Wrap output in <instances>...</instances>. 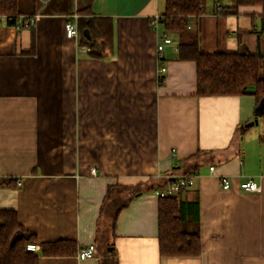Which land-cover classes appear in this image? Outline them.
<instances>
[{
  "label": "crops",
  "instance_id": "crops-1",
  "mask_svg": "<svg viewBox=\"0 0 264 264\" xmlns=\"http://www.w3.org/2000/svg\"><path fill=\"white\" fill-rule=\"evenodd\" d=\"M26 1L19 11L37 15L32 27L0 24V180H21L0 186V209L14 210L38 246L72 240L77 250L95 248L87 260L39 249L38 264H264V116L255 123L249 96L198 97L195 63L177 60L168 33L159 84L156 45L165 31L151 20L165 0L162 11L161 0ZM212 2L189 22L199 49L264 55V10L241 6L224 17L216 10L222 1ZM74 12L77 35L67 38L64 22ZM97 33L92 56L86 49ZM194 164V184L177 199L189 231L199 232L200 254L160 257L158 197L145 187ZM247 179L260 192L239 190ZM118 186L140 193L111 229L115 201L131 195Z\"/></svg>",
  "mask_w": 264,
  "mask_h": 264
},
{
  "label": "trees",
  "instance_id": "trees-1",
  "mask_svg": "<svg viewBox=\"0 0 264 264\" xmlns=\"http://www.w3.org/2000/svg\"><path fill=\"white\" fill-rule=\"evenodd\" d=\"M208 0H165L164 11L161 14V24L166 33L177 38V60L192 61L196 67V95L198 97L214 96H249L254 99L255 118L264 116L260 108L264 105V75H261V62L264 55L249 52H202L198 47L197 34L188 29L190 19L197 18L205 12ZM241 6H259L264 10V0H232L230 6L221 7V16L238 14ZM0 16L7 19L9 25H15L24 16L18 9V0H0ZM33 16V14L29 15ZM259 31L264 35V11L259 15ZM90 29V23L96 20H83ZM97 23L104 19H97ZM106 20L104 21V23ZM102 25V24H101ZM93 31V30H92ZM103 35L110 29H103ZM101 33L91 36L88 51L95 56V38ZM110 35V34H109ZM162 83V80L159 84ZM251 125L246 123V128ZM194 154L189 159L197 158ZM200 164H194L185 172L198 170ZM10 179L0 180V186L14 185ZM159 183L145 187L152 191ZM119 190H129L130 197L119 204L112 216L111 229H114L119 211L140 193L137 189L117 187ZM110 190V188H109ZM108 197V191H107ZM106 197V198H107ZM178 196L158 198V252L160 257H196L200 254L201 243L198 230L189 231L188 220L178 202ZM189 213L192 221L197 222L195 204H191ZM36 238L17 220L14 210L0 209V264H38V255L26 250V244L35 243ZM40 255L46 257H70L77 253V245L72 240H57L39 243Z\"/></svg>",
  "mask_w": 264,
  "mask_h": 264
},
{
  "label": "built area",
  "instance_id": "built-area-1",
  "mask_svg": "<svg viewBox=\"0 0 264 264\" xmlns=\"http://www.w3.org/2000/svg\"><path fill=\"white\" fill-rule=\"evenodd\" d=\"M216 10L217 12H220L221 7L217 6ZM78 17H79L78 13L74 12L69 16H67V18L65 19L64 31H65V36L67 38H76L77 35L76 21ZM4 19H6L4 16H0V24L3 22ZM36 19H37V15L22 16L20 17L19 22L13 26H15L16 28H21V27L29 28L34 25ZM162 19L163 18L161 14H157L153 17L151 23L153 24L154 27H156L157 25L161 24ZM170 44H172V40L168 36V34L164 32L160 37L159 42L156 45L157 76L160 81L163 79V75L166 71V67L164 65L165 57L163 55V51L165 46ZM208 169L210 173H213L214 171L213 166H210ZM92 173L94 174V171H92ZM163 180H164L163 184H160L151 191V193L158 198L178 196V194L182 189L193 186L195 176L192 173L189 174L176 173L171 176H165ZM15 183L17 186H20L21 180L16 179ZM220 186L223 190H229L232 185L229 179H227L226 177H222L220 178ZM238 188L243 192H254V193L260 192V186L252 179H247L246 181L239 182ZM94 249H95L94 244H89L84 248H79L77 250V258L80 260L93 259ZM26 250L29 252L36 253L37 251H39V246L35 243H28L26 244Z\"/></svg>",
  "mask_w": 264,
  "mask_h": 264
},
{
  "label": "rangeland",
  "instance_id": "rangeland-1",
  "mask_svg": "<svg viewBox=\"0 0 264 264\" xmlns=\"http://www.w3.org/2000/svg\"><path fill=\"white\" fill-rule=\"evenodd\" d=\"M222 1V3L225 5V4H227V0H221ZM27 1L26 0H19V10H23V8H24V4L26 3ZM41 3V0H36V4L37 5H39ZM162 4L164 5V0H161L160 1V10L162 11L163 10V7H162ZM213 4V2H212V0H208L207 1V3H206V9H207V11H209V9H210V7H211V5ZM52 5H54V3L52 4ZM261 75H264V60H262V62H261ZM257 121V119L254 117V121ZM189 174V173H188ZM156 188V187H155ZM119 206V204H117V207ZM103 239L101 240V243L99 244V247H98V249L101 251L102 250V246L104 245V243H103Z\"/></svg>",
  "mask_w": 264,
  "mask_h": 264
},
{
  "label": "water",
  "instance_id": "water-1",
  "mask_svg": "<svg viewBox=\"0 0 264 264\" xmlns=\"http://www.w3.org/2000/svg\"><path fill=\"white\" fill-rule=\"evenodd\" d=\"M257 121L255 120V123H256Z\"/></svg>",
  "mask_w": 264,
  "mask_h": 264
}]
</instances>
